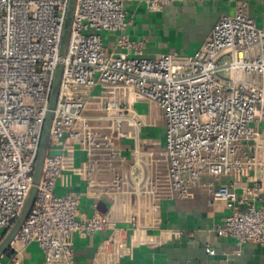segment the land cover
<instances>
[{
	"label": "built area",
	"instance_id": "built-area-1",
	"mask_svg": "<svg viewBox=\"0 0 264 264\" xmlns=\"http://www.w3.org/2000/svg\"><path fill=\"white\" fill-rule=\"evenodd\" d=\"M172 1L145 4L158 11ZM67 4L0 0V239L32 184ZM126 26L120 0H76L35 199L11 244L35 242L45 264H73L72 234L86 237L109 226L107 216L78 214L76 197L54 191L57 178L72 167V154L80 151L85 157L80 173L90 188L96 174L111 175V185H99L96 196L146 195L156 212L160 199L188 198L192 188H200L230 208L217 230L221 236L239 245L264 246V207L255 206L261 179L250 175L264 171L255 151L264 148V128L254 127L264 124V25L258 27L240 5L217 20L192 55L172 53L157 59L140 55L141 43L128 39ZM106 31L119 33L116 54L105 51ZM97 85L129 86L135 101L155 105L164 125L160 166L152 153L144 163L135 161L129 173L115 166L122 160L116 147L126 136L122 124L138 131L149 123L117 100L105 101L99 114H85L88 95ZM218 176H246L250 182L237 194L232 183L205 179ZM136 218L131 215L129 221ZM120 235L105 244L113 257L126 246Z\"/></svg>",
	"mask_w": 264,
	"mask_h": 264
},
{
	"label": "crops",
	"instance_id": "crops-1",
	"mask_svg": "<svg viewBox=\"0 0 264 264\" xmlns=\"http://www.w3.org/2000/svg\"><path fill=\"white\" fill-rule=\"evenodd\" d=\"M120 3L127 21L124 34L129 40L140 42V55L150 59L172 53L192 55L207 39L217 20L222 15L233 14L240 5L245 7L258 27L264 25V0H174L158 11L149 10L145 0H120ZM118 37V32L102 33L107 53L116 54L119 51ZM107 100L128 104L149 123L138 131L127 123L122 124L126 136L116 141L122 160L115 166L129 173L135 161L145 162L148 153L156 157L157 166H160L158 161L164 149V125L155 105L135 101L129 86L97 85L88 95L84 113L99 114ZM254 127L261 130L264 124ZM133 149H137L135 156ZM255 151L264 161V148ZM84 159L80 151L72 154V167L57 178L54 191L76 197L78 214L91 216L100 213L110 219V224L86 237L72 234L73 264H264L263 245L257 242L239 245L233 238L218 233V227L230 212L226 202L212 200L200 188H192L188 198L160 199L157 201L158 210L152 212L153 200L146 195L109 193L96 196L94 191L99 185H111V175L108 172L96 174L94 186L90 188L80 173ZM143 168L149 173L148 166ZM250 173L261 179V191L255 206L264 207V171ZM133 177L132 183H135L136 178ZM205 179H212L215 183H232L237 194H241L242 187L250 182L246 176ZM135 214L136 222L129 221L130 216ZM118 232L125 239L126 246L119 256L113 257L109 254L112 248L105 244ZM207 247L212 248L214 253L209 254ZM0 261L3 264H45L43 252L35 242L23 247L11 244Z\"/></svg>",
	"mask_w": 264,
	"mask_h": 264
},
{
	"label": "water",
	"instance_id": "water-1",
	"mask_svg": "<svg viewBox=\"0 0 264 264\" xmlns=\"http://www.w3.org/2000/svg\"><path fill=\"white\" fill-rule=\"evenodd\" d=\"M76 6V0H68L66 14L64 18L63 23V29L61 33L60 43H59V50H58V56L59 60L56 63L52 84L50 88V94H49V102H48V110L46 113V117L44 120L42 132H41V138L39 142L38 152L33 168L32 173V184L28 190L27 196L25 198L24 204L19 211L17 217L15 218L14 222L12 223L11 227L4 233L2 238L0 239V257L8 250L10 247L12 241L14 240L15 235L19 231L21 225L26 220L29 211L33 205L36 190H37V184L39 183L43 161L46 156L47 150H48V142H49V131L50 126L53 118V111L55 109L58 91H59V83L60 78L62 74L63 69V57L66 53V48L68 44L71 24L73 20V15L75 11Z\"/></svg>",
	"mask_w": 264,
	"mask_h": 264
}]
</instances>
